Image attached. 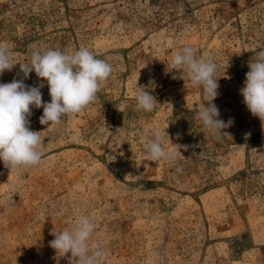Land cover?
Listing matches in <instances>:
<instances>
[{"label":"rangeland","instance_id":"obj_1","mask_svg":"<svg viewBox=\"0 0 264 264\" xmlns=\"http://www.w3.org/2000/svg\"><path fill=\"white\" fill-rule=\"evenodd\" d=\"M0 43L17 63L0 83L22 78L34 50L87 47L113 66L82 113L45 126L32 109L38 167L0 161V264H76L50 241L80 215L94 218L105 264H264V126L240 94L264 50V0H0ZM184 46L217 64L213 103L233 119L218 138L198 119L202 90L169 72ZM24 82L43 81L33 71ZM137 84L154 111L136 108ZM153 127L181 146L175 165L143 155Z\"/></svg>","mask_w":264,"mask_h":264},{"label":"clouds","instance_id":"obj_2","mask_svg":"<svg viewBox=\"0 0 264 264\" xmlns=\"http://www.w3.org/2000/svg\"><path fill=\"white\" fill-rule=\"evenodd\" d=\"M17 65L14 53L7 43H0V75L12 71ZM23 77L14 78L9 83H0V161L9 172L30 170L42 162V138L38 131L30 128L32 109L43 108L39 118L41 125H58L65 117L82 113L98 99V92L107 83L113 66L99 59L87 47L74 51L34 50L30 62L19 64ZM170 71L186 78L191 87L202 90L203 104L198 111V119L203 128L213 137L227 134L224 130L233 124L220 118V110L213 103L219 96V79L216 78L217 64L210 55H198L190 46H184L171 55ZM249 71L245 74L240 94L243 104L252 116L260 119L264 126V50L248 62ZM35 72L42 79L37 86H28L25 80ZM47 85L50 102L42 99L41 88ZM136 108L150 113L158 103L146 86L136 85L133 93ZM179 135V134H177ZM165 129L149 130L143 145V155L150 162H178L180 145L169 150L165 141ZM181 172V167H176ZM97 224L89 215L78 216L74 223L61 231L52 232L55 237L50 247L60 257L70 256L76 264H105L107 250L99 240L94 239Z\"/></svg>","mask_w":264,"mask_h":264}]
</instances>
